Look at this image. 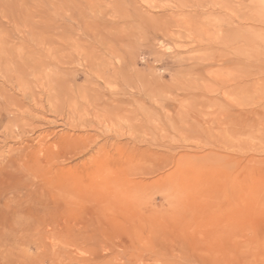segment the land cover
<instances>
[{"label": "rangeland", "instance_id": "obj_1", "mask_svg": "<svg viewBox=\"0 0 264 264\" xmlns=\"http://www.w3.org/2000/svg\"><path fill=\"white\" fill-rule=\"evenodd\" d=\"M74 1L0 0V264H264V0Z\"/></svg>", "mask_w": 264, "mask_h": 264}, {"label": "bare ground", "instance_id": "obj_2", "mask_svg": "<svg viewBox=\"0 0 264 264\" xmlns=\"http://www.w3.org/2000/svg\"><path fill=\"white\" fill-rule=\"evenodd\" d=\"M59 2H60V4H58L59 6H61L64 10H67V11H69V12H71L72 14H74V12H76V11H74V10H77V9H75V7H76V4H75V2L76 1H71V0H59ZM106 2V1H105ZM105 2H104V6H105ZM108 2V1H107ZM134 2V1H133ZM87 3H89V6L91 7V5H90V3H91V1L90 2H87ZM93 3V2H92ZM95 4H96V2H95ZM95 4H93V5H95ZM98 4V3H97ZM108 4H109V2H108ZM110 4H111V2H110ZM238 4V3H237ZM81 5V4H80ZM88 5V4H87ZM152 6V5H151ZM154 6V5H153ZM182 6V5H181ZM97 7V6H96ZM83 8V7H82ZM109 8H110V6H109ZM112 8V7H111ZM110 8V9H111ZM114 8V7H113ZM246 8H248V7H246ZM250 8H252V7H250ZM94 9V8H93ZM99 9V8H98ZM63 10V11H64ZM81 11V10H80ZM80 11H78L79 13H80ZM65 12V11H64ZM68 12V13H69ZM76 13L77 15L79 14V13ZM71 14V15H72ZM81 14V13H80ZM41 15V14H40ZM69 15V14H68ZM76 15V17H79L80 18V16L78 15L77 16ZM98 15V14H97ZM96 15V16H97ZM39 16V15H38ZM82 17L84 16V15H81ZM95 16V17H96ZM101 16V15H100ZM100 16H98V17H100ZM81 17V18H82ZM102 17V16H101ZM100 17V18H101ZM137 17V16H136ZM64 18H67V17H64ZM69 18V17H68ZM80 18V19H81ZM32 19V18H31ZM71 19V21L74 19H72V18H70ZM88 19V18H87ZM86 19V20H87ZM90 19V18H89ZM92 19V18H91ZM101 19H103V18H101ZM101 19L99 20V21H101ZM67 20H69V19H67ZM66 20V21H67ZM75 20H77V18L75 19ZM86 20H84V17H83V21H82V25L84 26V27H82L83 29H81L82 30V32L83 33H86V32H90V33H92V31L91 30H95L96 31V29L97 28H99V26H100V24H99V21H98V23L97 22H95V20H93L92 22H86ZM97 20V19H96ZM62 21V20H61ZM65 21V22H66ZM81 21V20H80ZM85 21V22H84ZM87 21H89V20H87ZM63 22V21H62ZM65 22H63V25H61V24H58L56 21H48L44 16H40V17H34L32 20H30L29 21V23L28 24H26V25H23V27L25 28V30L26 31H29V33L31 34V42L30 43H33V45L35 46V44L36 45H38L39 47L40 46H42L43 44H44V42L46 41V43L45 44H48V46H50V47H52L54 50H55V55L56 54H58V56L59 57H57V55L55 56L54 55V57H55V60L54 61H56L55 62V65H61L62 64V62H61V60H63V62L64 61H68V57L66 58L64 55H63V51H65L66 50V46H65V43H64V36H65V33H64V29L63 28H71V26H68V25H70V24H67V25H65L66 23ZM83 22H84V24H83ZM65 23V24H64ZM76 24H77V22H75ZM74 23V25L76 26V24ZM103 24H104V22H103ZM102 26V25H101ZM103 26H105V25H103ZM79 27V26H78ZM20 28V27H19ZM109 28V27H108ZM22 29V28H21ZM65 29V30H66ZM72 29V31H74V33L76 34V32H77V34L79 33V31L80 30H78V29H75V28H71ZM19 30V29H18ZM106 30V29H105ZM109 29H107V31H108ZM22 31V30H21ZM25 31V32H26ZM34 31V32H33ZM98 31V30H97ZM96 31V32H97ZM24 31H22V33H23ZM95 32V33H96ZM104 32V31H103ZM19 33H21V32H19ZM73 32H72V34H74ZM106 34V33H105ZM20 35V34H19ZM24 35V34H23ZM94 35H96V34H94ZM98 35V34H97ZM96 35V36H97ZM122 35V34H121ZM95 36V37H96ZM21 37V36H20ZM26 37V36H25ZM28 37V40H29V36H27ZM26 37V38H27ZM73 37V36H72ZM98 37V40L100 39V37L99 36H97ZM121 37V36H120ZM101 39H103V38H101ZM64 40V41H63ZM96 40V39H95ZM3 41V40H2ZM61 41H63V42H61ZM105 41H107V40H105ZM104 41V42H105ZM102 42H103V40H102ZM102 42H100V43H98V44H100V45H103V44H101ZM94 43V42H93ZM96 43V44H97ZM8 44V43H7ZM58 44V45H57ZM95 44V43H94ZM105 44H106V42H105ZM32 45V44H31ZM32 45V46H33ZM57 45V46H56ZM108 45V46H107ZM45 46H47V45H45ZM106 46L107 47H104V48H106V49H109V48H111V47H109V43H107L106 44ZM5 42H1L0 41V48H1V51H0V66L1 65H4V64H6V62L7 61H12V63H13V60L15 61L16 59H18V57L17 58H11V57H9V56H11V54L10 53H8V49H5ZM100 47H103V46H100ZM109 47V48H108ZM41 48V51L43 52V50H45V49H47L46 47H45V49L43 48V47H40ZM24 49V48H23ZM30 49H32L31 47H27V52H29V53H31V54H33L32 53V51L33 50H30ZM52 49V50H53ZM100 49V48H99ZM102 49V48H101ZM36 50V49H35ZM110 50H112V49H110ZM11 51V50H10ZM24 51H26L25 49H24ZM24 51H23V54H24ZM67 51V50H66ZM65 51V52H66ZM115 51V50H114ZM16 52V51H15ZM14 52V53H15ZM22 52V51H21ZM26 52V53H27ZM36 52V51H35ZM61 53V55H59V53ZM105 52V51H104ZM111 52V51H110ZM109 52V54H112V53H110ZM2 53V54H1ZM44 53H46L45 51H44ZM107 53V52H106ZM117 53H118V51H117ZM19 54V53H18ZM31 54H29V57H30V55ZM35 54H37V52L35 53ZM74 54V53H73ZM116 54V53H115ZM20 55V54H19ZM26 55H28V53L26 54ZM45 55L46 54H44V56H42V57H45ZM120 55V54H119ZM13 57H14V55H12ZM36 56H38V55H35L34 57H36ZM62 56V57H61ZM114 56V55H113ZM116 56V55H115ZM114 56V57H115ZM41 57V58H42ZM27 58V57H26ZM39 58V57H38ZM51 58V57H50ZM113 58V57H112ZM118 57H116V59H117ZM26 60V59H25ZM23 58H22V60L21 61H25ZM29 60H31V58H29L28 59V61ZM43 60H44V58H43ZM53 61V59H50V61ZM27 60H26V63L28 62ZM19 62V61H18ZM45 62V61H44ZM61 62V63H60ZM29 63H32V62H30L29 61ZM36 63V62H35ZM39 63V62H38ZM47 63V62H46ZM66 63V62H65ZM22 65V64H21ZM45 65H47V64H45ZM53 66V64H51V62H49L48 63V66ZM63 65V64H62ZM8 66V65H7ZM41 67L42 68H46V66H44V64L43 65H41ZM56 67V66H55ZM5 68V67H4ZM48 68V67H47ZM52 68H54V67H52ZM59 68V67H58ZM115 68V67H114ZM108 69V68H107ZM8 69H7V67H6V71H7ZM54 70V69H53ZM13 71V70H12ZM15 71V70H14ZM32 73L30 74V75H32V76H34L35 74H34V67H32ZM103 71V70H102ZM102 71H101V73H102ZM104 71H106L105 69H104ZM4 72V71H3ZM41 72V71H40ZM60 72V71H59ZM59 72L57 73V74H59ZM43 75H44V73L43 72H41ZM105 74V73H104ZM116 74V73H115ZM5 75V74H4ZM39 75H41V74H39ZM38 75V76H39ZM118 74H116V76H117ZM54 76V75H53ZM52 76V77H53ZM58 76V75H57ZM56 76V77H57ZM100 76V75H99ZM102 76H104L103 74H102ZM23 77V76H22ZM25 77V76H24ZM27 77H29V76H27ZM27 77H25V78H27ZM56 77H54V79H57ZM98 77V76H97ZM5 78H7V77H5ZM9 78V77H8ZM30 78V77H29ZM35 79V81L37 82V85H36V87L37 88H39V89H41V90H45V88H49L50 90L51 89H53L54 90V88H55V86H57L58 85V83H57V81H55V80H52V83H54V85L55 86H53V84L50 82V81H46V79H44L45 77H42V76H39V77H37V79L39 80V81H37V79H36V77H32V79ZM51 78V75H50V77H49V79ZM61 78V77H60ZM119 78V77H118ZM3 79V78H2ZM23 78H21V81L19 80V77H18V81L17 82H19L20 81V89H19V87H18V90H19V92H20V90L21 91H23L24 93H26L27 92V90L25 89L26 88V86H28V84H29V81L28 80H26V81H24V79L22 80ZM33 79V80H34ZM53 79V78H52ZM62 79V78H61ZM98 79V78H97ZM104 79H105V77H104ZM103 79V80H104ZM106 79H107V77H106ZM4 80V79H3ZM32 80V81H33ZM109 81H112V80H109ZM31 82V81H30ZM61 82V81H60ZM108 82V81H107ZM115 82V81H114ZM114 82H112L113 84H114ZM57 83V84H56ZM32 84V83H31ZM14 85V84H13ZM64 85V84H63ZM110 85V84H109ZM22 86H25V88L23 89V87ZM34 87V86H33ZM30 89H31V87H29ZM35 88V87H34ZM60 88V87H59ZM17 89V88H16ZM28 89V88H27ZM17 90V91H18ZM4 91H6V90H4ZM60 91V90H59ZM34 92H35V90H34ZM29 94H30V99H31V97H33V100H34V96H36V94H34L33 92H32V90H30L29 92H28ZM39 93V92H38ZM44 93V92H43ZM50 93H51V91H50ZM6 94H7V91H6ZM45 94H47V93H45ZM61 94V93H60ZM65 94V93H64ZM63 94V95H64ZM72 94H74V93H72ZM120 94V93H119ZM122 94V93H121ZM5 95V94H4ZM62 95V94H61ZM26 96V95H25ZM24 96V97H25ZM29 96V95H28ZM43 96V95H42ZM53 96V95H52ZM60 96V95H59ZM68 96H69V94H68ZM4 98H7V97H4ZM29 98V97H28ZM42 99V98H41ZM70 99L71 100H73L72 99V97H70ZM74 99H75V96H74ZM8 100H11V99H9V97H8ZM8 100H5V102L7 101V103H8ZM22 100V99H21ZM38 100V99H37ZM3 101V100H2ZM14 101H16V100H14ZM24 101V100H23ZM29 101V100H28ZM31 101V100H30ZM35 101V100H34ZM75 101V100H74ZM10 102V101H9ZM17 104H18V99H17ZM40 102V101H39ZM14 103V102H13ZM12 103V104H13ZM30 103V102H29ZM33 103V102H32ZM35 103H36V101H35ZM45 103V102H44ZM55 103V102H54ZM9 104V103H8ZM14 104H16V103H14ZM4 105V104H3ZM11 105V104H10ZM10 105H7V106H9L10 108H11V106ZM33 105V104H32ZM36 105H37V103H36ZM13 106V105H12ZM17 106V105H16ZM20 106V105H19ZM21 110L22 109H24L25 108V111H26V107H24V106H22V104H21ZM24 107V108H23ZM58 107V106H57ZM0 108H1V106H0ZM33 108H36V106L35 107H33ZM12 109H13V107H12ZM1 110V109H0ZM15 110V109H14ZM13 110V111H14ZM18 110V109H17ZM36 110V109H35ZM40 110V109H39ZM38 110V111H39ZM42 110V109H41ZM48 111V110H47ZM96 111V110H95ZM7 111L5 110V113H6ZM15 112H16V110H15ZM29 112V111H28ZM59 112V111H58ZM95 113V112H94ZM19 114H21V113H19ZM56 114V113H55ZM9 115H11V114H9ZM25 116V115H24ZM27 116V115H26ZM25 116V117H26ZM32 116V115H31ZM59 116V115H58ZM70 116V115H69ZM30 117V116H29ZM97 117V116H96ZM33 118H37V117H33ZM63 118V117H62ZM29 119V118H28ZM43 119V118H42ZM60 119V118H59ZM67 119V118H66ZM69 119V118H68ZM34 120V119H33ZM32 120V121H33ZM44 120V119H43ZM73 120V119H72ZM10 121H13L14 123H16V120H15V118L14 119H10ZM41 121V120H40ZM47 121V120H46ZM45 120H44V123L46 122ZM48 122V121H47ZM64 122H66V121H64ZM13 123V124H14ZM23 123V122H22ZM43 123V122H42ZM17 124V123H16ZM26 124V123H25ZM66 124H67V122H66ZM20 126H21V124H19ZM27 125H30V124H27ZM26 126V125H25ZM25 126H23V127H21V129L20 130H22V129H24V127ZM31 126V125H30ZM8 127V126H7ZM6 126H4V128H3V130L1 131V133H3V134H5L6 136L8 135V136H10V134H11V132H12V130L10 129V128H7ZM9 127H12V126H9ZM14 127V126H13ZM32 127V126H31ZM30 127V128H31ZM28 128V127H27ZM29 128V129H30ZM10 129V130H9ZM13 129V128H12ZM32 130H30V131H36V129L37 128H31ZM18 130V129H17ZM24 130H22V132H23ZM19 132V131H18ZM14 133V132H13ZM17 133V132H16ZM30 133V132H29ZM26 135V134H25ZM13 136H15V135H13ZM24 136V135H23ZM22 136V137H23ZM19 137H20V134H19ZM22 137H20V138H22ZM16 138V137H15ZM0 143H2V142H0Z\"/></svg>", "mask_w": 264, "mask_h": 264}]
</instances>
